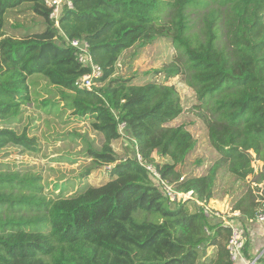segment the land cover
<instances>
[{"label": "trees", "instance_id": "16d2710c", "mask_svg": "<svg viewBox=\"0 0 264 264\" xmlns=\"http://www.w3.org/2000/svg\"><path fill=\"white\" fill-rule=\"evenodd\" d=\"M72 3L62 6L56 25L45 0H0V151H39V137L13 124L33 101L32 79L40 77L71 114L103 135L100 148L84 136L93 165L81 176L105 167L108 180L71 195L65 185L47 194L40 173L0 162V264H232L230 230L206 215L204 205L214 199L222 167L247 180L256 158L263 170L257 182L264 179V0ZM23 5L39 23H13V32H6L7 14ZM158 38L172 44L168 63L145 73L142 82L117 74L124 52ZM72 39L89 43L102 68L100 87L78 86L91 68L77 60L67 42ZM174 77L194 90L219 156L205 174L181 170L197 139L186 124L169 125L184 111L177 87L169 83ZM58 102L41 103L53 110ZM126 137L135 157L122 158L113 146ZM164 183L193 191L204 205L171 199ZM259 190L249 189L232 209L253 217L264 199Z\"/></svg>", "mask_w": 264, "mask_h": 264}, {"label": "rangeland", "instance_id": "374dc122", "mask_svg": "<svg viewBox=\"0 0 264 264\" xmlns=\"http://www.w3.org/2000/svg\"><path fill=\"white\" fill-rule=\"evenodd\" d=\"M6 18L8 33L13 32L11 29L13 23L29 26L37 25L40 21V18L26 5L10 11ZM195 29H200L199 23ZM172 52V44L166 38H158L146 47H133L124 52L119 59L117 74L127 77L137 76L135 81L142 82L147 77L145 73L160 69L168 63ZM158 77L160 81H163L160 76ZM32 82L34 83L33 101L24 107L23 114L15 121L13 127L18 132L26 129L30 135L38 136L40 149L38 152L29 153L21 152L19 148L9 147L0 151V162L11 163L13 168L22 169L23 172L40 173L44 178L47 194H52L53 190L56 194L60 193L59 187L65 185L66 195H71L84 185H99L108 180L105 167L94 169L88 177L81 176L93 165L91 158L85 154L84 136L92 141V146L100 148L104 142L103 135L95 132L88 121L71 114V110L64 104L58 92L49 93L51 86L44 79L34 77ZM169 83L177 87L184 108L183 113L169 125L184 123L197 139L196 148L189 154L181 170L184 174L205 173L219 156L211 147L207 126L198 114L196 94L178 77L172 78ZM100 85L96 82L93 87H100ZM48 98L59 101L53 110H46L41 103ZM113 146L122 158L135 157L137 153L134 143L128 137L114 140ZM253 166L255 174L249 176L247 180L237 179L226 167H222L217 177L215 196L209 207L228 215L234 204L249 189H253L255 193L259 189L264 191V179L263 182H257V179L262 177V162L255 158ZM56 185L58 188L55 189ZM213 251L214 248L209 249L210 253Z\"/></svg>", "mask_w": 264, "mask_h": 264}, {"label": "built area", "instance_id": "2783aa9c", "mask_svg": "<svg viewBox=\"0 0 264 264\" xmlns=\"http://www.w3.org/2000/svg\"><path fill=\"white\" fill-rule=\"evenodd\" d=\"M46 4L52 8L50 18L54 20L56 25H59V18L62 11V6L67 5L68 7H73L72 0H45ZM70 45L76 49L77 60L86 66H90L91 71L85 74L81 80L78 82L79 87H86L93 89L96 84V80L102 75V68L95 64L89 49V43L82 39H72L67 40ZM126 124L124 122L119 123V129L123 135H125ZM141 160L140 155L137 156ZM146 168L150 170L153 174L158 176L157 171L152 165H147ZM167 193L173 200H178L185 202L188 199H193L201 205V202L197 195L193 191L179 192L173 189L172 186L164 183ZM260 206L253 217L244 216L240 210H233L228 213H220L205 206V213L214 221L222 223V225L230 230V237L227 242V250L229 252V258L232 264H264V248L257 252L256 255L252 257H247L245 254V246L247 241V234L245 230L246 224H256L264 223V199H260Z\"/></svg>", "mask_w": 264, "mask_h": 264}, {"label": "crops", "instance_id": "0c3cea01", "mask_svg": "<svg viewBox=\"0 0 264 264\" xmlns=\"http://www.w3.org/2000/svg\"><path fill=\"white\" fill-rule=\"evenodd\" d=\"M245 230L247 234L245 254L250 258L264 248V223L246 224Z\"/></svg>", "mask_w": 264, "mask_h": 264}]
</instances>
